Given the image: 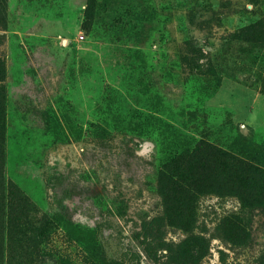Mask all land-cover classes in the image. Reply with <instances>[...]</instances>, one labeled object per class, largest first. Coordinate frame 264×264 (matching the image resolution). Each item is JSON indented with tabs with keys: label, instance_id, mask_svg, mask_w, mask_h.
<instances>
[{
	"label": "rangeland",
	"instance_id": "obj_1",
	"mask_svg": "<svg viewBox=\"0 0 264 264\" xmlns=\"http://www.w3.org/2000/svg\"><path fill=\"white\" fill-rule=\"evenodd\" d=\"M1 1L3 264H264V0Z\"/></svg>",
	"mask_w": 264,
	"mask_h": 264
},
{
	"label": "trees",
	"instance_id": "obj_2",
	"mask_svg": "<svg viewBox=\"0 0 264 264\" xmlns=\"http://www.w3.org/2000/svg\"><path fill=\"white\" fill-rule=\"evenodd\" d=\"M1 1V0H0ZM2 2V1H1ZM264 22L263 20H260ZM2 79V78H0ZM1 154V150H0ZM190 158L194 160H201L202 165L206 166L212 162H227V164L231 161L236 160V156L233 155L230 151L226 150L225 148L219 147L215 144L202 140L199 146L192 151L190 154ZM1 155H0V175H1ZM181 215L180 220L182 224L187 223L188 225L191 224L190 221H186L182 218ZM8 254H7V264H29L28 259L33 254H38L39 245L36 244L34 241H30V236L27 233L25 228H17L13 229L12 227L8 228ZM1 237V235H0ZM28 239V240H26ZM27 241H30L29 243ZM0 244V264H3V247L1 248ZM19 255L21 259L16 260L15 255Z\"/></svg>",
	"mask_w": 264,
	"mask_h": 264
}]
</instances>
